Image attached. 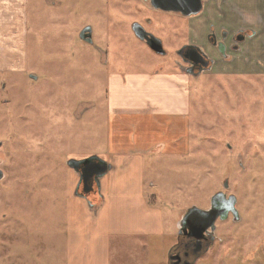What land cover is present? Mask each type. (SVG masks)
I'll return each instance as SVG.
<instances>
[{"label": "rangeland", "instance_id": "374dc122", "mask_svg": "<svg viewBox=\"0 0 264 264\" xmlns=\"http://www.w3.org/2000/svg\"><path fill=\"white\" fill-rule=\"evenodd\" d=\"M202 6L186 17L137 0H0V264H67V197L88 189L80 198L96 212L110 170L98 189L79 183L67 162L116 155L108 145H150L149 155L132 154L164 221L160 235L124 240L133 244L124 253L110 237V264L125 256L129 264H167L182 217L208 210L220 192L236 198L239 219L215 222L214 242L197 263L264 264V0ZM134 23L161 41L164 55L134 36ZM85 27L91 44L79 37ZM211 28L218 39L254 35L222 57L206 40ZM185 43L212 65L187 73L178 55ZM135 73L172 79L170 107L186 108L187 121L108 125V97ZM127 161L118 176L135 174V160Z\"/></svg>", "mask_w": 264, "mask_h": 264}, {"label": "crops", "instance_id": "0c3cea01", "mask_svg": "<svg viewBox=\"0 0 264 264\" xmlns=\"http://www.w3.org/2000/svg\"><path fill=\"white\" fill-rule=\"evenodd\" d=\"M161 77L164 76L153 77L135 73L128 75L123 82L117 81L119 78L115 77L118 86L116 91L112 92L113 95L108 97L110 107L107 115L108 125L109 122L111 125L120 124L131 118H137L142 125L148 123L150 119L166 120L169 126L172 123H182L183 120L186 122L187 117L183 114L186 113V108L182 111L183 113H174L177 110L170 107L173 90L169 88L171 83L168 80L172 79ZM132 97L134 99L132 102L123 103L124 100L130 101ZM180 104L182 105L181 101ZM184 105L186 106V102ZM169 129L172 133L170 127ZM120 130H122L121 135L125 129ZM111 134H113L112 131ZM149 146L138 145L135 149L133 145H120L119 149H114L113 146L108 145L116 155L104 157L110 170L101 181L100 191L103 203L96 212L90 209L87 201L77 196H70L71 194L68 195L70 205L66 209L69 251L67 264H110L108 254L110 237H116L114 243L117 246L115 248L120 247V252L124 253L129 246L133 247V244L129 243L128 246L123 243L124 240L162 234L164 230L162 214L155 207L150 206L152 204L147 199L152 195L144 191L141 158L137 159L140 162H136L133 157L137 154L149 155ZM159 146H162L163 150L168 147V145ZM133 149L136 152H133ZM150 158L156 159V156L151 155ZM128 159L135 160L129 166L130 169L133 165L136 167L135 174L132 173L129 178L125 175L118 176L119 171L124 172L126 169L123 166L130 164ZM144 243L146 247L148 240L145 239ZM129 261L131 260L125 256V259H119L117 264H129Z\"/></svg>", "mask_w": 264, "mask_h": 264}, {"label": "water", "instance_id": "95a60500", "mask_svg": "<svg viewBox=\"0 0 264 264\" xmlns=\"http://www.w3.org/2000/svg\"><path fill=\"white\" fill-rule=\"evenodd\" d=\"M150 6L153 9L180 13L183 16H195L202 11L203 0H149ZM132 32L134 36L144 42L146 46L156 53L157 55H164L162 43L159 39L152 34L147 33L139 24H133ZM81 40L91 44L92 43V30L90 27H85L79 34ZM220 54L225 57L224 46L221 43L217 44ZM180 50L178 55L181 54ZM67 166L79 174L80 181L84 184L93 182L97 184L99 189L100 179L108 172L110 166L106 161L100 159L97 156H91L83 160L71 159L67 162ZM3 177L0 171V179ZM90 183V184H91ZM79 186L77 187V189ZM224 188H227L225 183ZM88 189L83 191V194H79L76 191V195L84 197V193H88ZM236 198L234 196L226 197L222 192L215 194L210 201V208L208 210L199 209L193 207L189 209L182 217L178 236L182 231H189L191 236L200 237L205 232L213 233L215 230V222L220 219L224 220L229 214L233 219L237 221L239 219L238 212L235 208ZM90 205V204H89ZM90 207V206H89Z\"/></svg>", "mask_w": 264, "mask_h": 264}, {"label": "flooded vegetation", "instance_id": "af4514ba", "mask_svg": "<svg viewBox=\"0 0 264 264\" xmlns=\"http://www.w3.org/2000/svg\"><path fill=\"white\" fill-rule=\"evenodd\" d=\"M137 1H142V3L147 4L148 8H151L149 0ZM153 11L164 13V11L157 9H153ZM147 33L152 34L150 32ZM253 35V32L247 34L246 32L239 31L235 35L233 34L230 36L226 32H222L220 39H218L212 32L211 28V32L206 36V40L212 45L219 55L221 54L217 44H223L224 53L227 55L228 49L230 51H237L240 44L244 43L247 37L251 38ZM227 42H230V44L227 45ZM181 50L182 51L179 56L183 63H185V71L191 75L207 70L213 63L212 59L207 56V53L197 45L185 43L182 45ZM213 242V235L209 232H205L200 237H195L191 236L188 230L182 231L181 234L177 236V240L169 253L167 264H198V260L207 253Z\"/></svg>", "mask_w": 264, "mask_h": 264}]
</instances>
